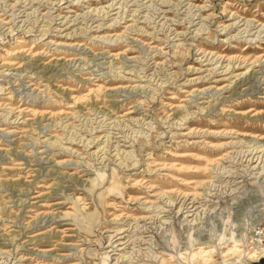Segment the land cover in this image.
<instances>
[{"label":"rangeland","instance_id":"374dc122","mask_svg":"<svg viewBox=\"0 0 264 264\" xmlns=\"http://www.w3.org/2000/svg\"><path fill=\"white\" fill-rule=\"evenodd\" d=\"M44 263L264 264V0H0V264Z\"/></svg>","mask_w":264,"mask_h":264},{"label":"bare ground","instance_id":"6f19581e","mask_svg":"<svg viewBox=\"0 0 264 264\" xmlns=\"http://www.w3.org/2000/svg\"><path fill=\"white\" fill-rule=\"evenodd\" d=\"M188 210V209H187ZM41 251V250H40ZM44 251H47V250H44ZM42 254V253H41ZM44 254V253H43ZM45 264V263H44Z\"/></svg>","mask_w":264,"mask_h":264}]
</instances>
